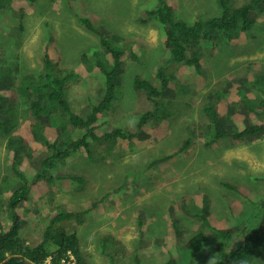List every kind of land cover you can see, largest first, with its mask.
Here are the masks:
<instances>
[{
	"label": "rangeland",
	"instance_id": "374dc122",
	"mask_svg": "<svg viewBox=\"0 0 264 264\" xmlns=\"http://www.w3.org/2000/svg\"><path fill=\"white\" fill-rule=\"evenodd\" d=\"M220 1L168 0L174 16L188 23L219 16ZM7 4L8 0L5 9ZM151 4L152 0L13 1L12 5L23 6L25 12L22 21L16 15L8 26L9 31L0 35V54L5 53L3 57L0 55V92L8 91L17 97L19 107L11 117L12 121L20 119L22 125L10 132L0 129V231L2 225L4 230L9 223L6 201L21 184L13 163L31 181L42 158L50 153L33 136L35 118L29 113L33 96L23 93L16 85L25 75L41 70L47 52L52 63L73 75L66 94L71 106L74 109L84 106L90 111L89 97L99 98L104 85L95 77V66H89L83 54L88 58L92 51H98L103 60L111 57L100 45L98 34L77 21L76 13L89 16L101 35L124 50L114 109L98 115L96 132L101 135L113 129L117 119L131 127L137 116L154 109L145 92L135 90V76L154 79L158 67L170 56L160 28L155 23L138 21L142 8ZM260 6L251 13L253 26L240 32L236 39L229 42L223 37L214 41L203 39L195 46L201 52L204 73L199 76L190 71L180 72L178 79L170 83L167 95L161 98L158 119H150L142 127L144 137H138L133 144L125 140L111 145L92 142L91 157L80 148L50 171L54 181L48 185L43 181L36 183L29 191L28 201L20 203L17 209L21 235L36 243L42 238L37 230L48 224L58 211L89 209L95 199L96 205L90 209L93 217L66 221L77 232L87 264H110L101 251L103 244L120 264H159L172 257L180 264L191 259L193 264H217L220 238L213 228L204 227L201 215H206L216 229L246 223L248 232L259 230L264 209L250 203L254 198L260 204L264 197V181L253 178H264V135L234 147L223 143L206 147L203 125L210 122L204 112L207 101L218 102L220 115L240 111L243 106L238 104L235 109L233 104L240 100L238 89L248 92L245 72L264 73V4ZM4 16L0 17V29H5ZM178 84L188 90L180 89ZM54 114L47 118L42 134L48 141L60 144L63 138L51 124ZM106 119L109 124L104 126ZM234 120L238 122L240 118L235 116ZM13 134L21 136L25 146L17 155L7 146ZM81 135L75 129L71 131V139ZM188 137L191 142L187 151L178 152ZM167 155L172 157L149 167L158 157ZM221 182L236 190L225 191ZM138 217L141 229L136 222ZM200 229L208 240L193 257L182 243ZM43 264H52L51 257ZM242 264H264V247Z\"/></svg>",
	"mask_w": 264,
	"mask_h": 264
},
{
	"label": "trees",
	"instance_id": "16d2710c",
	"mask_svg": "<svg viewBox=\"0 0 264 264\" xmlns=\"http://www.w3.org/2000/svg\"><path fill=\"white\" fill-rule=\"evenodd\" d=\"M13 1L15 0H8L7 9H5L7 0H0V17L5 14L3 19L7 24H4L5 29H0V35H5L9 31L8 26L12 24L13 17H16V15L22 21L25 9L23 6L18 8L12 5ZM237 2L238 0H221L222 11L219 16L198 19L192 23L176 18L174 9L168 0H152L151 5L142 8L138 21L142 24L155 23L160 28L162 42L170 55L167 61L158 67L154 79L140 75H136L134 78L135 90L145 92L147 98L153 103L154 109L137 116V121L131 127L117 119L114 122V128L101 135L96 132V122L99 114L109 113L111 109H114L113 103L118 89L117 79L124 50L114 44L110 38L101 35L91 17L76 13L77 21L88 31L98 34L100 45L106 49L111 57L110 60L109 58L107 61L103 60L99 57L100 53L98 51H92L88 58L87 54H83V57L87 59V64L95 66V77L103 81L104 91L99 98L89 97L90 111H87L84 106L74 109V106H71V102L66 97L67 82L70 81L73 75L64 73L55 63H52L47 52L44 54L41 70L22 78L20 87L33 90L36 93V99L29 102V107L34 112L33 116L35 118L32 126L33 136L37 141L43 143L50 153L42 158L41 166L35 178L31 181L19 172L16 169V163H13L14 171L20 178L21 184L10 194L6 201L5 211L8 213L9 223L4 230L2 225L0 231V264H43L49 257L52 259V264H87L86 258L80 249L77 232L70 229L66 221L74 217L79 221H82V219L85 221L93 217L94 215L90 209L95 207L97 199L89 205V209L84 208L82 211L75 212L58 211L50 218L48 224L37 230L42 234V238L36 243H30L29 239L21 235L20 216L17 212L20 203L28 201L29 191L39 181H43L47 185L54 181L55 177L49 174L50 171L78 149H84L86 155L91 157L93 154L92 142L101 141L111 145L117 140H125L133 144L138 137H144L146 133L142 130V127L150 123V119L158 117L157 113L161 112L159 106L162 107L161 98L167 95L170 83L176 80L180 72L190 71L189 73L199 76L204 73L199 55L200 50L195 49V46L197 48L203 39L214 41L216 37H223L222 39L228 42L234 38L236 39L240 36V32L249 30L255 23L254 18L251 16L253 9L264 4V0H246L243 4ZM260 9H262V6H260ZM0 55L3 57L5 53L2 52ZM245 75H247V77H244L247 79L248 92L238 89L240 100L233 104L235 109L238 104L242 105L243 108L240 111L235 110L234 113L227 111L226 114L220 115L216 108L218 102L212 99L204 104V112L210 120L209 123L203 125V136L206 140L204 146L210 147L214 143H223L228 147H234L239 142L243 143L246 140L251 143L254 139H260L264 135V83H262L264 73H256L252 70V72H245ZM1 83L2 80L0 79V85ZM178 87L180 89L184 88V91L188 90L186 86L184 87L181 84H178ZM191 87L192 85L189 84L190 89ZM255 87L256 91H254ZM18 107L19 102L14 94L8 91L0 92V129L3 128V132H10L17 125H22V123L19 124L22 122L20 119L15 118V121H12L11 117L13 112L18 110ZM53 113H55V119L51 118V124L57 128L59 136L63 138L60 144L57 141H48L42 134V127L47 123V118ZM234 115L240 118L238 122H235ZM124 122H128V120ZM108 124L109 120L106 119L103 125L107 126ZM74 129L80 135L82 134L81 137L71 139V131ZM190 142L191 139L188 137L178 152L187 151ZM7 146L13 150L15 155H17L19 149H25L21 136L17 134L9 137ZM170 157L172 155L158 157L149 167L164 162ZM233 163L235 164L234 161ZM253 178L262 180L261 182L264 181L262 176H253ZM77 180L80 179L77 178ZM222 184L230 190H236L227 182ZM250 204L255 207L261 206L264 209V197H261L260 204L256 203L254 198ZM204 209L205 206H202L203 211ZM201 218L204 227L213 228L217 237L220 238L217 242L220 262L217 264H242L264 247V216L260 224L262 227L255 232H248L246 223L239 227L216 229L210 225L209 220L203 215H201ZM136 222L141 229V219L139 217ZM207 240V235L200 229L182 243V247L188 249L194 257L205 247ZM101 251L104 253L103 255L109 258L110 264H120L114 255L106 251V245L103 244ZM68 252L73 256V261L68 260ZM63 259L65 261L62 262ZM135 260L139 263L138 258H135ZM159 264L180 263L172 257ZM187 264H193V260L191 259Z\"/></svg>",
	"mask_w": 264,
	"mask_h": 264
},
{
	"label": "clouds",
	"instance_id": "9594fccd",
	"mask_svg": "<svg viewBox=\"0 0 264 264\" xmlns=\"http://www.w3.org/2000/svg\"><path fill=\"white\" fill-rule=\"evenodd\" d=\"M56 65H57V67L59 68V69H61V70H63L64 71V73H69V72H67L65 69H62V68H60L59 66H58V64L57 63H55ZM29 75H31V74H29ZM26 76V75H25ZM24 76V77H25ZM21 82V81H20ZM17 87H19V89L23 92V93H25V94H28L30 97L31 96H33V97H31L30 98V101H33V100H35L36 99V93H35V91H33V90H27V89H23V88H21L20 87V83L18 84V85H16V88ZM68 82H67V90H68ZM67 90H66V94H67ZM29 101V102H30ZM29 113H30V115H32L33 116V114H34V112L31 110V108L29 107ZM45 125H46V123H45ZM221 183H223V182H221ZM223 187H225L223 184H221ZM224 189H226L225 191H234V190H230V189H228V188H224ZM262 208V207H261ZM205 217H206V215H205ZM207 218V217H206ZM73 261V260H72Z\"/></svg>",
	"mask_w": 264,
	"mask_h": 264
},
{
	"label": "built area",
	"instance_id": "2783aa9c",
	"mask_svg": "<svg viewBox=\"0 0 264 264\" xmlns=\"http://www.w3.org/2000/svg\"><path fill=\"white\" fill-rule=\"evenodd\" d=\"M68 255H69V259H68L69 261H70V260H74V259H73V256L71 255L70 252H68ZM63 261H65V260L63 259L62 262H63ZM69 261H68V262H69ZM72 263H73V262H72Z\"/></svg>",
	"mask_w": 264,
	"mask_h": 264
}]
</instances>
